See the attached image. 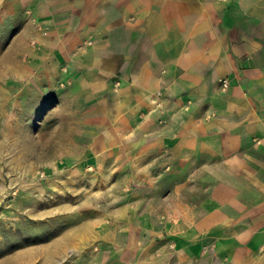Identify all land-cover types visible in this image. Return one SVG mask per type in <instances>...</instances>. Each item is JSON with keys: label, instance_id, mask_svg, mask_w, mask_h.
Here are the masks:
<instances>
[{"label": "crops", "instance_id": "obj_1", "mask_svg": "<svg viewBox=\"0 0 264 264\" xmlns=\"http://www.w3.org/2000/svg\"><path fill=\"white\" fill-rule=\"evenodd\" d=\"M24 4L57 56L92 41L73 86L97 124L90 152L166 188L132 229L156 238L144 249L172 241L179 264H264V0Z\"/></svg>", "mask_w": 264, "mask_h": 264}, {"label": "rangeland", "instance_id": "obj_2", "mask_svg": "<svg viewBox=\"0 0 264 264\" xmlns=\"http://www.w3.org/2000/svg\"><path fill=\"white\" fill-rule=\"evenodd\" d=\"M32 13L0 0V264H179L172 241L151 255L156 238L132 231L166 188L89 150L97 124L82 121L85 95L73 86L92 41L59 57Z\"/></svg>", "mask_w": 264, "mask_h": 264}, {"label": "bare ground", "instance_id": "obj_3", "mask_svg": "<svg viewBox=\"0 0 264 264\" xmlns=\"http://www.w3.org/2000/svg\"><path fill=\"white\" fill-rule=\"evenodd\" d=\"M15 46H16V45H15ZM10 50H11V49H10ZM15 51H17V49H16ZM15 51H14V52H15ZM14 52H12V54H13ZM9 53H10V52H9ZM2 56H3V55H2ZM9 56H10V55H8V59L11 58V56H10V57H9ZM1 58H2V57H0V60H1ZM12 58H13V57H12ZM3 59H4V57H3ZM8 59H5V60H8ZM14 60H15V59H14ZM1 62H2V60H1ZM4 63H5V62H4ZM13 63H14V62H13ZM7 64H8V63H7ZM4 65H5V64H4ZM0 66H1V65H0ZM1 67H2V66H1ZM1 67H0V68H1ZM3 68H5V67H3ZM7 68H8V67H7ZM1 71H3V70H1ZM0 74H1V73H0ZM114 154H115V153H114ZM109 162H110V161H109ZM103 165H104V164H103ZM104 166H105V165H104ZM106 166H108V165H106ZM106 166H105V167H106ZM110 167H111V166H110ZM176 203H177V202H176ZM176 205H177V204H176ZM177 209H178V207H177ZM140 210H141V209H140ZM141 211H142V210H141ZM144 211H145V210H144Z\"/></svg>", "mask_w": 264, "mask_h": 264}, {"label": "built area", "instance_id": "obj_4", "mask_svg": "<svg viewBox=\"0 0 264 264\" xmlns=\"http://www.w3.org/2000/svg\"><path fill=\"white\" fill-rule=\"evenodd\" d=\"M229 84H230V83H229V79L226 78V79L223 80V86H224V87H228Z\"/></svg>", "mask_w": 264, "mask_h": 264}]
</instances>
